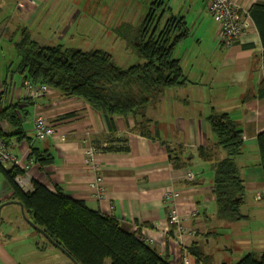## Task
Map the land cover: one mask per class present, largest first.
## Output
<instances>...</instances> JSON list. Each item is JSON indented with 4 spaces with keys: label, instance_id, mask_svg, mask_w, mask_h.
I'll return each instance as SVG.
<instances>
[{
    "label": "crops",
    "instance_id": "0c3cea01",
    "mask_svg": "<svg viewBox=\"0 0 264 264\" xmlns=\"http://www.w3.org/2000/svg\"><path fill=\"white\" fill-rule=\"evenodd\" d=\"M32 1L34 4H25L24 10L15 1L0 5V42L5 34L10 45H14V36L21 28L30 33L31 28L40 26L45 28L42 31L46 38L71 40L76 36L72 28L80 25L112 40L118 38L114 31L121 24L137 27L154 0H98L92 15L88 16L80 15V4L87 5L86 0ZM157 1L163 4L166 13L184 15L189 31L174 50L188 81L165 89L161 98L145 110V115L158 123L159 140L128 131L124 121L117 118V132L113 137H127L128 151L98 149L86 163L84 150L92 145H105L112 136L106 120L81 99L64 97L50 89L39 98H31L29 104H21L22 110L16 114L21 117V113L28 111L22 123L26 137L18 140L17 136H11L7 143L22 160H32L21 174L29 180L28 190L32 189V181L50 191L60 187L68 197L83 201L87 208L114 216L127 231L133 232L138 225L143 240L161 257H167L170 264L175 253L184 254L192 243L211 258L212 264H234L243 255L235 254V250L244 255L260 254L264 250V185L256 144L257 135L264 130V94L258 95L264 79V44L252 24L251 30L234 44L222 47L217 37L218 26L205 10L203 0ZM236 1L246 9L254 3L264 4V0ZM32 39L40 45H63ZM118 39L129 48L125 40ZM128 52L127 49L125 54ZM0 61L1 111L28 96L22 85L23 77L13 72L15 66L11 68L12 64L4 56ZM34 113H42L59 127L66 134L65 141L50 138L35 141L31 121ZM212 113H227L243 133L244 148L235 158L244 183L242 204L248 200L259 210L252 212L242 207L246 217L238 221H228L217 214L212 194L213 169L196 152L197 147L215 142L207 119ZM128 124L133 125V120L129 119ZM11 131L7 122L6 132ZM162 141L170 146L171 152L176 146L182 147L178 156L187 165L174 166ZM32 151L51 159L42 160L45 157L41 156V162L37 161ZM218 156L223 157L224 152L219 150ZM188 172L193 174V179L186 177ZM98 175L105 192L102 198H98L94 182ZM166 193L176 197L175 209L186 228L194 230L192 234L174 236L168 220L169 208L163 200ZM11 194L10 186L0 174V204H3L0 224L7 226L0 233V264H32L34 252L16 254L22 245L32 243L37 253L47 248H40L42 244L38 246L35 235L29 233L20 206L8 202L12 201L8 200ZM190 259L191 264H203L192 256Z\"/></svg>",
    "mask_w": 264,
    "mask_h": 264
},
{
    "label": "trees",
    "instance_id": "16d2710c",
    "mask_svg": "<svg viewBox=\"0 0 264 264\" xmlns=\"http://www.w3.org/2000/svg\"><path fill=\"white\" fill-rule=\"evenodd\" d=\"M166 12L163 4L154 0L137 27L121 24L118 28H125L124 35L116 29V35L124 37L131 51L142 59L126 68L116 65L106 50L40 45L26 28H21L19 39L13 45L19 57L13 72L64 97L79 98L92 111L100 113L112 136L105 145H92L95 151H128L127 137H113L117 132V118L124 121L128 131L159 140L158 123L150 120L145 110L165 89L188 81L179 59L174 56L175 48L189 34L188 27L184 15ZM248 13L264 44V4H252ZM261 84L259 96L264 94V79ZM30 101L26 97L0 111V120H6L12 128L10 133L1 134L6 142L11 136H17L18 140L26 137L22 123L28 111L21 113V117L16 111L22 110L23 102ZM129 119L133 125L128 124ZM207 119L215 142L197 147L196 152L213 169L212 194L217 214L228 221H238L246 217L240 209L244 183L235 160L244 148L243 133L227 113H212ZM161 144L166 146L174 166L187 165L178 156L182 147L176 146L171 152L165 141ZM256 144L264 185V130L257 135ZM219 150L224 152L221 158ZM32 155L37 161L41 156L45 157L42 160L51 159L39 152ZM22 173L18 168L5 169L0 165V174L12 190L8 200L20 204L26 218L64 249L73 264H170L167 257H161L137 232L125 230L114 216L91 210L83 201L68 197L60 187L50 191L32 181V189H21L15 177ZM186 251L197 263L212 264L211 258L196 243ZM234 264H264V250L260 254H246Z\"/></svg>",
    "mask_w": 264,
    "mask_h": 264
},
{
    "label": "built area",
    "instance_id": "2783aa9c",
    "mask_svg": "<svg viewBox=\"0 0 264 264\" xmlns=\"http://www.w3.org/2000/svg\"><path fill=\"white\" fill-rule=\"evenodd\" d=\"M26 0H19V6L24 10V3ZM33 2L32 0H28ZM205 10L211 15L212 19L218 26L217 37L219 44L222 47H229L236 42V40L248 33L252 28V21L250 19L248 9L236 0H203ZM22 85L26 95L32 99L39 98L50 92V88L45 85L33 84L29 79L23 78ZM33 139L35 141H42L46 138L54 139L59 142H64L66 134L57 126L47 120L42 113H34L32 115ZM6 120H0V165L9 169L15 167L24 171L32 160L24 161L18 156L8 143L1 136L6 132ZM86 155L85 162H90L92 154L95 149L91 146L84 150ZM188 179H193V174L188 172L186 174ZM17 185L23 189L28 190L29 180L24 178L21 174L15 177ZM96 187L99 189L98 198H102L105 194L102 187V178L98 175L95 178ZM175 196L171 193H166L163 197L165 205L169 208L168 220L172 226V231L175 237L180 238L184 234H192L194 230L186 228L183 218L177 213L175 209ZM260 197H257L259 199ZM194 214V213H193ZM133 232H137L140 238L143 239L140 233V227L134 226ZM149 241V239H146ZM147 243V242H146ZM191 255L187 252L184 254L175 253L171 264H191Z\"/></svg>",
    "mask_w": 264,
    "mask_h": 264
},
{
    "label": "rangeland",
    "instance_id": "374dc122",
    "mask_svg": "<svg viewBox=\"0 0 264 264\" xmlns=\"http://www.w3.org/2000/svg\"><path fill=\"white\" fill-rule=\"evenodd\" d=\"M17 2V6H19V0H1L0 5H6L9 2ZM87 1V5H84L83 7H81L80 4V9H82V14H80L81 16H88L89 14H91V12L95 9L96 7V3L98 2V0H86ZM173 3V1H171ZM34 4V2H30L28 0L25 1L24 3V7L25 4ZM20 7V6H19ZM134 26V25H133ZM43 26L40 27H36V28H31L30 29V34L32 38H35L37 41L39 40H44V44H57V43H62L63 45L66 44L67 46L70 47H74V48H80L82 50H90V49H103V50H107L109 52H113L115 55L113 56V60L115 62L116 65L122 67V68H126L134 63L137 62H141L142 59L139 58L133 51H131L130 48H126L122 42H120L118 38H113L112 40H108V38L104 37L101 33L98 34L96 30H89V29H83L84 27L82 25L80 26H74L72 28V34L76 35L75 37H72L71 40H68L66 38L63 39V41L60 40H55L54 37H47L45 36V33H43L42 29ZM119 32H124V29L118 28ZM105 32V31H104ZM103 32V33H104ZM108 32V31H107ZM113 34V31H111ZM115 33L117 32V30L114 31ZM122 35L126 34L123 33ZM127 32V31H126ZM8 33V31L6 32ZM120 34V33H118ZM123 40H125L124 37H121ZM19 39V34H15L14 36V40H18ZM115 39V40H114ZM126 41V40H125ZM127 49L129 50V52L127 54L126 51ZM1 56H4L7 59V62H10L12 64L13 68L16 65V59H17V55L16 52L14 51L13 45H10L9 42V37L7 35L4 34V36L1 39L0 42V60H1ZM1 62V61H0ZM162 96V95H161ZM160 96V98H161ZM157 101V100H156ZM97 191H99V189L97 188ZM247 200V199H246ZM245 204L248 203V200L244 202ZM245 204H242L241 206V212L242 214H246L245 211L243 212L242 207H245V210H247V208L252 211V212H257L259 210V208L252 206L251 203H248V205L245 206ZM23 218V217H22ZM23 220L25 222H23L24 224L27 225L28 229H29V233H31V235H35V242L38 243V246L41 247L44 245V248H47L45 252L43 253H37L35 252L34 249V245H32V243H26L24 245H22V249L18 250V252H16L17 255H21L22 254H26V252L30 251V253H33V255L35 256L33 259V263L36 264H73L69 257H67L60 249H58L57 247L53 246L52 244H48L47 240L45 239V237L38 232L36 229H34L24 218ZM250 225H253L252 223H250ZM7 229V226L3 223L0 224V233L5 231ZM22 234V233H20ZM32 240V239H31ZM33 241V240H32ZM31 241V242H32ZM34 244V242H33ZM43 248V249H44ZM239 250H235L234 253L235 254H243L244 253H239ZM242 255V256H243ZM33 257V256H32ZM32 263V264H33Z\"/></svg>",
    "mask_w": 264,
    "mask_h": 264
},
{
    "label": "water",
    "instance_id": "95a60500",
    "mask_svg": "<svg viewBox=\"0 0 264 264\" xmlns=\"http://www.w3.org/2000/svg\"><path fill=\"white\" fill-rule=\"evenodd\" d=\"M8 202H14V201H8ZM8 202H6V203H8ZM6 203H4V204H6ZM19 206H20V209H21V215H22V217L34 228V229H36L37 231H39L44 237H45V239H47V241H49V243H51L52 245H54L55 247H57L58 249H60L67 257H68V255L66 254V252H64V249H62L60 246H58L57 244H55V243H53L52 241H51V239L50 238H48V236L42 231V230H40L38 227H36L30 220H28V218H26V216L24 215V212H23V210H22V206L20 205V204H18ZM3 206V204H0V208Z\"/></svg>",
    "mask_w": 264,
    "mask_h": 264
}]
</instances>
